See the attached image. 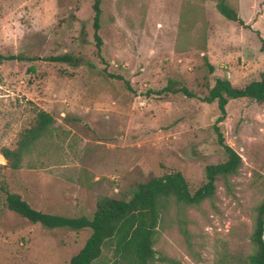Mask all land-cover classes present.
I'll list each match as a JSON object with an SVG mask.
<instances>
[{
    "label": "rangeland",
    "instance_id": "obj_1",
    "mask_svg": "<svg viewBox=\"0 0 264 264\" xmlns=\"http://www.w3.org/2000/svg\"><path fill=\"white\" fill-rule=\"evenodd\" d=\"M216 1L100 0L98 56L93 0H0V53L24 58L0 64V150L15 146L37 110L55 119L19 169L0 154V184L39 211L65 216H90L98 196L128 198L137 183L166 172L197 188L205 166L226 159L213 130L216 103L146 91L173 78L202 95L216 77L236 87L259 78L264 0H226L247 28L224 18ZM66 53L87 63L52 59ZM219 125L241 165L227 186L216 181L213 204L172 205L164 214L153 247L180 264H241L253 252L264 198V103L229 100ZM88 236L31 223L6 207L0 190V264H68ZM109 259L105 249L96 264Z\"/></svg>",
    "mask_w": 264,
    "mask_h": 264
},
{
    "label": "trees",
    "instance_id": "obj_2",
    "mask_svg": "<svg viewBox=\"0 0 264 264\" xmlns=\"http://www.w3.org/2000/svg\"><path fill=\"white\" fill-rule=\"evenodd\" d=\"M218 12L227 20L249 27L238 16L235 9L226 0H217ZM93 40L100 56L102 40L98 34L100 28V0H93ZM264 47V39H262ZM21 55L0 53V64L5 60H23ZM54 61L67 63L70 66L86 64L84 60L72 54H61L52 58ZM208 72L214 66L203 56ZM120 77V76H117ZM125 86L131 89L128 81ZM146 93L168 96L183 94L188 98H198L206 103H216L219 111L213 124L217 143L223 148L226 159L204 168V181L195 189H190L188 182L179 171H171L153 176L137 183L130 191L128 198H115L100 195L96 199L95 209L90 216H65L39 211L33 208L19 194L10 192L0 184L5 193L6 207L24 217L31 223L46 228H67L71 230H89L83 246L68 260V264H96L104 254L111 251V259L105 264H154L165 262L180 264L172 258L158 253L154 249L158 225L164 214L172 205L199 206L209 200L212 204L216 198V181L222 180L227 186L229 177L235 175L241 165V157L231 146L225 143L219 123L226 116V105L229 100L248 98L264 103V70L259 78L242 87L234 86L228 79L216 77L213 84L207 83L206 92L202 95L188 89L182 82L168 79L165 86L158 90L148 89ZM55 122L54 117L45 110H37L32 124L24 128L18 135L15 146L3 147L0 154L6 166L12 170L19 169L23 158L30 153L36 142L48 134ZM0 164V170L2 168ZM254 228L251 234L253 252L241 264H264V198L255 208Z\"/></svg>",
    "mask_w": 264,
    "mask_h": 264
}]
</instances>
